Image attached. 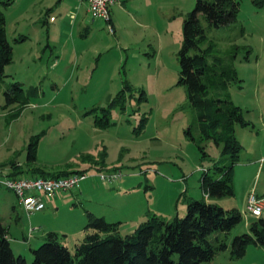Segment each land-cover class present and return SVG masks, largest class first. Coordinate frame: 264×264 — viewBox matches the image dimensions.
Instances as JSON below:
<instances>
[{
  "label": "rangeland",
  "instance_id": "1",
  "mask_svg": "<svg viewBox=\"0 0 264 264\" xmlns=\"http://www.w3.org/2000/svg\"><path fill=\"white\" fill-rule=\"evenodd\" d=\"M77 2L12 0L3 9L12 60L0 76V177L14 165L19 177L31 176L35 167L97 174L98 164L82 161L86 154L101 158L104 172L115 168L122 176L113 182L89 176L80 188L47 197L46 208L30 214L0 185V222L9 227L14 254L28 264L48 231H56L72 250L85 235L87 212L119 222L121 234L134 232L148 211L166 220L184 217L188 197L206 199L201 171L231 162L222 144L202 137L198 112L178 83L183 22L196 0H117L113 31L95 19L86 37L73 29ZM198 19L205 33L198 46L213 44L212 54L237 72L240 81L221 95L239 106L248 122L235 125L241 145L237 160L255 163L253 169L237 163L238 170L235 164L234 194L212 200L235 208L241 219L218 233L227 247L211 264H264L261 244L250 242L242 256L231 255L233 238L251 234L250 225L264 218V210L256 217L246 209L248 192L264 197V164L255 161L264 155V0H239L235 20L219 27L203 14ZM6 92L21 93L26 104L9 102ZM33 140L36 160L31 162L27 147Z\"/></svg>",
  "mask_w": 264,
  "mask_h": 264
},
{
  "label": "trees",
  "instance_id": "2",
  "mask_svg": "<svg viewBox=\"0 0 264 264\" xmlns=\"http://www.w3.org/2000/svg\"><path fill=\"white\" fill-rule=\"evenodd\" d=\"M261 1L255 0L256 3ZM11 2L0 0V76L4 66L12 60V46L6 36L3 13ZM238 7L239 0H196L195 7L184 19L183 40L178 52V83L186 88L188 101L198 112L202 137L222 144L223 154L231 153L230 165L214 163L212 172L210 168L201 171L200 186L208 199L188 197L184 217L175 215L172 220L148 211L134 232L126 234L120 233L119 222H108L87 212L85 235L74 243L72 250L60 242L56 231H48L41 245L32 249L31 264H211L214 257L225 250L227 245L223 240L208 237L212 233L228 232L241 219V214L235 208L225 209L209 200L234 194L233 165L241 149L234 134L235 125L245 126L248 122L243 119L241 108L221 95L232 81H240L235 68L225 64L222 57L212 54L213 44L205 48L198 46V42L205 38L198 15L203 14L210 25L219 27L235 20ZM192 48L197 51L190 54ZM209 56H212L211 61ZM17 85L15 89L21 91ZM20 94L6 92L5 96L9 102L16 99L25 105L24 96ZM36 146V140L29 143L28 161L36 160ZM82 161L98 164L97 171L108 169L101 158L94 159L91 154L83 155ZM17 167L14 165L13 171L7 175L19 177ZM86 170L64 168L49 171L35 167L30 168L32 175L27 177H62ZM250 230L251 234L233 238L232 257L242 256L250 242L264 245V218L254 221ZM8 232V226L0 222V264H28L23 255L14 254Z\"/></svg>",
  "mask_w": 264,
  "mask_h": 264
},
{
  "label": "built area",
  "instance_id": "3",
  "mask_svg": "<svg viewBox=\"0 0 264 264\" xmlns=\"http://www.w3.org/2000/svg\"><path fill=\"white\" fill-rule=\"evenodd\" d=\"M86 4L87 12L92 19H100L106 27L113 31L110 19V7L117 0H81ZM51 20L54 17H50ZM96 175L101 181L113 182L121 176V170L110 172L99 171L97 174L76 172L62 177H0V185L13 191L18 204L27 214L40 211L45 207L46 198L57 193H64L80 188V182L89 176ZM207 197V196H206ZM246 209L254 216L261 215L264 209V197L257 198L254 194L248 196Z\"/></svg>",
  "mask_w": 264,
  "mask_h": 264
},
{
  "label": "crops",
  "instance_id": "4",
  "mask_svg": "<svg viewBox=\"0 0 264 264\" xmlns=\"http://www.w3.org/2000/svg\"><path fill=\"white\" fill-rule=\"evenodd\" d=\"M114 5H116V6H114V7H117V5L119 6L120 4H119V2H115L114 3ZM117 9V8H116ZM75 14H74V22H73V29H74V27L76 28V27H78V32H79V36H82L83 35V37H86V35L88 34V32H89V30H91V28H92V26H90L88 23H90V22H93V21H95V19H91V18H89L90 16H89V14H88V12H87V8H86V4L83 2V1H81V0H78V2L75 4ZM113 12V5L110 7V19H111V24H112V26H113V22H112V16H111V13ZM50 17H54L53 15H50ZM90 21H89V20ZM55 19H53V20H51L50 18H49V21H54ZM46 22H47V19H46ZM81 29H82V31H81ZM75 42V41H74ZM255 161H260V165L262 164V162H263V164H264V155H260V156H258L257 158H256V160ZM254 161V162H255ZM240 163L241 164V166L242 165H245L247 168H250V169H253V167H254V165H255V163H253V162H250V161H248V162H246V163H242L240 160H237V162L235 163L236 164V166L238 165V164ZM234 164V165H235ZM234 165H233V167H234ZM235 166V169L237 168V170L241 167V166H237L236 167ZM259 169V168H258ZM239 173V172H238ZM240 174H241V176H243V172L242 171H240ZM254 187H251L250 188V190L251 189H253ZM249 190V191H250ZM248 194L250 195V192H248ZM251 194H254L257 198H262V197H259V196H261V195H256L255 193H251ZM248 195V196H249ZM55 196H56V194H55ZM204 198H206V199H208L207 197H206V195H204ZM213 199H210V201H212ZM216 201H217V199H215ZM46 204H47V202H46ZM45 204V207L44 208H46V205ZM51 204V207H52V209L54 208V205H55V207L57 208V206H58V204L57 203H50ZM43 208V209H44ZM42 209V210H43ZM264 210V209H263ZM41 211V210H40ZM37 212V211H36ZM143 217H144V214L140 217L141 219L140 220H142L143 219ZM8 230H9V227H8ZM24 236V235H23ZM215 237H219V234L217 233V234H215ZM8 238H9V232H8ZM214 260V259H213Z\"/></svg>",
  "mask_w": 264,
  "mask_h": 264
}]
</instances>
